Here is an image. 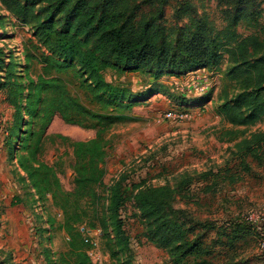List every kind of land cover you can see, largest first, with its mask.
<instances>
[{
  "label": "trees",
  "instance_id": "trees-1",
  "mask_svg": "<svg viewBox=\"0 0 264 264\" xmlns=\"http://www.w3.org/2000/svg\"><path fill=\"white\" fill-rule=\"evenodd\" d=\"M221 1L222 7L220 3L217 6L221 7L224 24L219 27L206 13L199 14L192 0L178 3L173 16L184 22L171 25L163 17L167 0H0L13 17L32 30L34 40L25 46L24 71L33 60L41 64L36 79L27 78L25 84L15 72L12 55L0 48V92L13 108L11 136L20 130L24 115L29 120L20 139L40 138L55 114L67 123L95 128L94 137L88 139L56 135L72 149L71 191L61 189L54 169L43 161L27 169V177L41 196L51 192L56 197L59 192L62 208L69 201L89 208L92 219L87 225L103 231L113 256L129 246L120 216L128 199L142 224L144 238L165 250L171 264H213L215 248L219 254L231 253L248 235L258 242L262 239L245 221L224 226L217 238L209 240L183 208L173 206L176 197L192 196L195 181L200 182L199 189L211 193L223 180L235 182L231 167L203 171L196 177L185 174L174 185H152L141 180L132 184L129 198L123 187L124 177L113 178L105 185L108 141L104 132L119 116L90 109L78 95L82 93L88 103L103 110L130 109L147 100L149 94L159 93L162 85L133 93L108 81L103 74L106 69L118 73L143 71L157 81L165 75L182 76L218 66L226 54L222 101L216 113L232 125L222 132L227 139L245 134L244 129L233 127L264 120V36L258 34L261 29L254 19L260 12L254 10L257 3L249 9L254 0ZM142 5H148L149 11H143ZM242 24L258 32L243 33L238 28ZM69 74L76 80L77 91L73 92L63 77ZM229 88L233 89L231 95ZM199 101L204 105L207 98ZM187 102L183 99L177 105L188 106ZM263 146L264 132H254L241 139L238 150L259 158ZM82 213L85 209L78 212L76 208L63 218L61 227L69 239L68 249L59 253L56 264H93L86 252L90 247L86 237L76 226L83 220Z\"/></svg>",
  "mask_w": 264,
  "mask_h": 264
},
{
  "label": "rangeland",
  "instance_id": "rangeland-1",
  "mask_svg": "<svg viewBox=\"0 0 264 264\" xmlns=\"http://www.w3.org/2000/svg\"><path fill=\"white\" fill-rule=\"evenodd\" d=\"M180 1L184 0H167L164 5L163 17L168 25L184 22V19L177 20L173 16ZM192 1L199 14L206 13L210 21L219 27L224 24L221 0ZM248 7L259 10L254 19L261 29L258 34L264 36V0H254ZM141 8L149 11L148 5ZM245 26L240 25L239 31L258 32L257 28ZM31 40H34L31 28L13 17L0 3V48L12 55L15 72L25 84L27 78L36 79L41 71V64L35 60L30 63L28 71L23 68L25 46ZM226 68V54L218 66L207 67L211 80L209 90L202 94L188 87L191 82H187V74L165 75L154 81L143 71L118 73L106 69L103 74L108 81L127 87L133 93L162 85L159 93L149 94L147 100L130 109L111 107L103 110L97 104L88 103L83 94L78 93L90 109L119 116L104 132L108 141L104 184H110L113 178L124 177L123 187L128 198L132 184L141 180L152 185H174L185 174L196 177L203 171L216 172L226 166L231 167L232 173L236 174L235 182L223 180L211 193L199 189L200 182L195 181L191 197L178 196L173 202L174 207L187 212L198 231L204 232L209 240L217 238L224 226L246 223L244 216L249 210L264 207V146L259 158L244 155L238 150L241 139L254 132H264V120L247 127H233L245 131L234 139L223 135V130L232 127L216 113L222 101ZM63 77L72 91H77L75 78L70 74ZM232 92L233 89L229 88L230 95ZM203 97L207 98V102L200 105L199 99ZM183 99L188 101V106L177 105ZM183 108H187L188 119H165V111ZM12 114V106L5 99V94L0 92V264H56L59 253L68 249L69 241L61 223L76 208L78 212L85 209L83 220L76 226L83 232L84 238L97 240L103 264H125L127 261L133 264H171L165 250L144 238L142 224L130 199L120 211L129 246L113 256L105 244L103 231L87 225L92 219L89 208L83 203L76 206L72 201L64 203L62 208L59 206L63 203L59 192L56 197L51 192L41 196L27 177V169L35 168L39 161H43L54 169L61 189L71 191L74 186L72 149L56 135L62 134L72 140L88 139L94 137L95 128L67 123L55 114L40 138L30 136L20 139L19 135L26 134L23 130L29 117L24 115L20 130L11 136ZM103 193L107 194V191ZM109 232L112 237L111 228ZM237 246L236 251L231 253L219 254L215 248L213 264H264V247L259 246L258 238L256 240V237L248 235Z\"/></svg>",
  "mask_w": 264,
  "mask_h": 264
},
{
  "label": "built area",
  "instance_id": "built-area-1",
  "mask_svg": "<svg viewBox=\"0 0 264 264\" xmlns=\"http://www.w3.org/2000/svg\"><path fill=\"white\" fill-rule=\"evenodd\" d=\"M187 82H191V87L195 92L200 94L209 90L210 72L206 69H199L187 74ZM165 119L186 120L189 117L188 111L167 110L164 113ZM244 220L252 225V227L260 233L262 239L258 242L259 246L264 247V207H256L244 216ZM85 241L89 244V249L86 251L93 264H103V256L99 251L97 240L86 237Z\"/></svg>",
  "mask_w": 264,
  "mask_h": 264
},
{
  "label": "crops",
  "instance_id": "crops-1",
  "mask_svg": "<svg viewBox=\"0 0 264 264\" xmlns=\"http://www.w3.org/2000/svg\"><path fill=\"white\" fill-rule=\"evenodd\" d=\"M176 79L178 80V77H176Z\"/></svg>",
  "mask_w": 264,
  "mask_h": 264
}]
</instances>
